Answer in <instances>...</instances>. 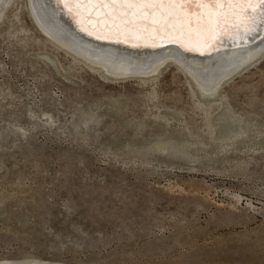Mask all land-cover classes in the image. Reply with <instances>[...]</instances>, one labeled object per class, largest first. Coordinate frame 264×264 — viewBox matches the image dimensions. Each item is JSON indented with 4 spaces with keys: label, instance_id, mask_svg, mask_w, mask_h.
Segmentation results:
<instances>
[{
    "label": "rangeland",
    "instance_id": "374dc122",
    "mask_svg": "<svg viewBox=\"0 0 264 264\" xmlns=\"http://www.w3.org/2000/svg\"><path fill=\"white\" fill-rule=\"evenodd\" d=\"M26 4L0 21V264H264V56L211 105L174 64L76 62Z\"/></svg>",
    "mask_w": 264,
    "mask_h": 264
},
{
    "label": "bare ground",
    "instance_id": "6f19581e",
    "mask_svg": "<svg viewBox=\"0 0 264 264\" xmlns=\"http://www.w3.org/2000/svg\"><path fill=\"white\" fill-rule=\"evenodd\" d=\"M16 1L0 0V21ZM26 7L47 41L71 55L76 62H84L113 79H149L174 64L190 78L195 94L204 102L212 101L211 105L223 102L221 89L226 81L264 56V46H251L264 37V18L259 12L251 13L239 31L219 35L202 48L201 54L200 51H186L179 43L166 39L148 35L136 37L118 31L108 15L111 12L108 8L93 10L91 15L87 12L75 14L70 13L59 0H27ZM166 43L177 44L178 47L158 48ZM143 52L150 56L139 58L138 53ZM157 147L162 149L163 145Z\"/></svg>",
    "mask_w": 264,
    "mask_h": 264
},
{
    "label": "snow or ice",
    "instance_id": "6c2138e0",
    "mask_svg": "<svg viewBox=\"0 0 264 264\" xmlns=\"http://www.w3.org/2000/svg\"><path fill=\"white\" fill-rule=\"evenodd\" d=\"M59 3L75 14L91 15L96 9H111L108 15L118 31L166 39L179 43L186 51L201 54L202 48L219 35L239 31L250 19L249 11L259 12L264 18V0H59Z\"/></svg>",
    "mask_w": 264,
    "mask_h": 264
},
{
    "label": "water",
    "instance_id": "95a60500",
    "mask_svg": "<svg viewBox=\"0 0 264 264\" xmlns=\"http://www.w3.org/2000/svg\"><path fill=\"white\" fill-rule=\"evenodd\" d=\"M251 13H254V12H251V11H249V17H250V14ZM252 15V14H251ZM252 17V16H251ZM250 24V23H249ZM249 24H248V26H249ZM170 46H177L178 47V45L177 44H173V43H166V44H163V45H161L160 47H158V48H167V47H170ZM139 48V47H138ZM146 48H149V47H146Z\"/></svg>",
    "mask_w": 264,
    "mask_h": 264
}]
</instances>
